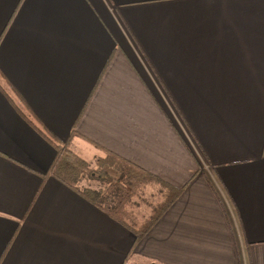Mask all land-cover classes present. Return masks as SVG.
<instances>
[{
	"label": "crops",
	"instance_id": "obj_1",
	"mask_svg": "<svg viewBox=\"0 0 264 264\" xmlns=\"http://www.w3.org/2000/svg\"><path fill=\"white\" fill-rule=\"evenodd\" d=\"M17 106L181 195L137 239ZM0 264H264V0H0Z\"/></svg>",
	"mask_w": 264,
	"mask_h": 264
},
{
	"label": "trees",
	"instance_id": "obj_2",
	"mask_svg": "<svg viewBox=\"0 0 264 264\" xmlns=\"http://www.w3.org/2000/svg\"><path fill=\"white\" fill-rule=\"evenodd\" d=\"M17 109L56 149V155L44 178L53 176L80 192L110 216L142 238L181 195L177 188L153 173L115 152L92 161L75 153L69 141H63L49 131L29 109V114ZM75 132L73 131V134ZM96 182L97 187L83 182Z\"/></svg>",
	"mask_w": 264,
	"mask_h": 264
},
{
	"label": "rangeland",
	"instance_id": "obj_3",
	"mask_svg": "<svg viewBox=\"0 0 264 264\" xmlns=\"http://www.w3.org/2000/svg\"><path fill=\"white\" fill-rule=\"evenodd\" d=\"M92 160H93V159H92ZM92 160H90V161H92ZM87 183H89V182L85 181V184H87ZM92 183H93L92 185H93L94 187H97V183H96V182H92Z\"/></svg>",
	"mask_w": 264,
	"mask_h": 264
}]
</instances>
